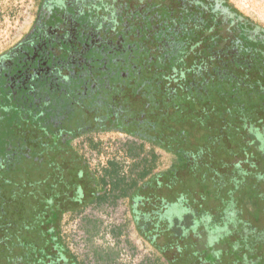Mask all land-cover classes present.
I'll use <instances>...</instances> for the list:
<instances>
[{
    "label": "trees",
    "instance_id": "16d2710c",
    "mask_svg": "<svg viewBox=\"0 0 264 264\" xmlns=\"http://www.w3.org/2000/svg\"><path fill=\"white\" fill-rule=\"evenodd\" d=\"M124 1L125 6L116 2L111 5L112 9L109 7L115 18L85 30L88 34L93 32L87 37L92 39L91 43L83 45L80 40L78 43L60 41L57 45L52 44L61 48L58 54L51 53V57L56 56L52 71L29 77L30 61H23L27 57L24 55L28 50L26 46L23 47L26 51L19 53L12 65L3 66L1 81L6 86L2 98L10 114L2 136L28 137L20 133L22 126L30 128L35 135L55 137L57 148L70 161L64 163L65 170L77 179L71 203L62 206L56 213L57 219L67 211L72 217L83 214L88 207L94 210L119 205L125 212L128 209L133 215L131 218L135 219L133 206L140 201L141 204L148 201L158 203V208L161 205L177 213L191 214L184 197L171 198L164 191L177 180V172L193 162L195 165L197 160L196 156H183L177 151L178 141L182 145L179 137H186L188 132L176 131L173 127L179 125L182 128L183 123L197 122L192 118L195 107L209 105L218 95L217 91L238 94L239 99L236 96L230 98L234 104L249 101L253 98L254 84L263 79L255 74L262 64L256 50L259 41L247 32L252 27L262 31L264 26L237 11L228 0ZM219 15L225 16L226 24L232 27L229 39L221 35L223 27L219 25L224 19L217 20ZM40 54L39 51L35 57L36 63ZM17 71L19 76L27 78L24 82L21 78L19 84L15 78L10 80ZM11 85L15 87L11 88ZM241 110L244 111L237 108L236 112ZM16 117L18 120L29 119L28 125L15 122ZM60 117H67L70 122L60 124L57 121ZM62 128H66L71 137L58 136ZM99 133H118L131 139L121 142L103 164L92 168L89 157L71 147V142L82 138L89 150L99 156L103 143L93 137ZM154 148L170 157L165 169H160L161 156ZM23 161H26L25 157L20 156L15 163L21 165ZM229 210L235 208L229 206ZM213 211L209 207L201 208L194 221L209 233L222 232L232 221L229 218L228 222L225 219L215 221ZM235 211L231 213L236 215ZM131 218L127 216L121 224L109 226L108 232L115 239V245L120 243L129 223H133ZM54 219V216L47 217L43 228L48 244L62 250L67 256L59 254V258L68 264H89L79 261L71 252L66 243L68 236L62 235ZM182 219L177 216L166 227L174 226ZM23 240L26 246L37 242L26 237ZM23 240L21 238L18 243L22 244ZM149 260L148 264H165L156 257L152 263ZM5 261L7 264L14 262L7 256ZM33 262V259H25L21 264L45 263L44 260Z\"/></svg>",
    "mask_w": 264,
    "mask_h": 264
},
{
    "label": "rangeland",
    "instance_id": "374dc122",
    "mask_svg": "<svg viewBox=\"0 0 264 264\" xmlns=\"http://www.w3.org/2000/svg\"><path fill=\"white\" fill-rule=\"evenodd\" d=\"M228 1L243 15L264 26V0ZM39 4L40 0H0V55L30 33ZM251 91L253 98L240 104L230 101L235 96L239 99L238 94L217 91L218 95L209 105L195 107L192 118L199 122L183 123V129L179 125L173 127L176 131L188 132L186 137H179L182 145L178 141L181 148L177 146V151L183 156H196L197 160L195 165L193 162L177 172V180L164 188L168 197H184L191 214L185 215L178 224L164 228L158 242L164 255L162 261L164 258L168 264H264V93L257 87ZM237 108L245 112H236ZM14 119L21 125L29 123V119ZM19 131L28 137H0V162H8L3 163L6 166L0 172L3 178L0 202L4 204L6 218L22 226L26 238L43 244L42 248L47 247L43 228L47 217L54 216L58 230L68 236L66 243L79 261L89 264L154 261L156 251L141 239L132 222L125 228L120 243L115 245L109 226L119 225L130 216L122 205L94 210L88 207L83 214L72 217L67 211L57 219L56 213L62 206L70 205V197L77 188V179L63 166L70 161L57 148L55 137H39L22 126ZM93 137L103 143L99 156L89 150L82 138L71 142V147L89 157L92 168L103 164L121 142L131 139L118 133H99ZM145 147L148 149V145ZM156 153L161 156L160 169H165L170 157L158 150ZM20 156L26 161L15 167V160ZM245 194L248 196H243ZM151 204L157 207L156 203ZM229 206L235 208L236 215ZM204 207L214 210L215 221L228 222L229 218L232 223L225 225L222 232L209 233L196 225L197 214ZM93 219L95 222H91ZM219 234L220 237H215ZM10 244L14 251L5 257L13 259L12 264H21L14 260L18 256L42 261V254L32 247L15 245L12 241Z\"/></svg>",
    "mask_w": 264,
    "mask_h": 264
},
{
    "label": "flooded vegetation",
    "instance_id": "af4514ba",
    "mask_svg": "<svg viewBox=\"0 0 264 264\" xmlns=\"http://www.w3.org/2000/svg\"><path fill=\"white\" fill-rule=\"evenodd\" d=\"M116 2L124 6L126 3L124 0L122 2H120L119 0H40L39 11L30 33L14 48H12L11 51L7 52L4 55H0V137H2V131L7 121V115L10 114V111L6 107L7 105H5L2 98V94L6 86L1 81V78L4 74L3 66L6 64L9 66L12 65L13 59L17 58L19 56V53L26 51L23 48L24 46H26L28 47V50L24 52V55L26 54L25 56L27 57L23 61H30L27 68L29 70L28 73H31V75L29 74V77H37V75H39L40 73H48L52 71V63L54 62L56 56L54 55V57H51V53L58 54L60 52L59 50H61V48L58 49L56 47H53L52 44L55 43L57 45L60 41L63 43L71 44L78 43V41L80 40L83 41H81L83 45L91 43L92 39L90 40L87 37L89 35H92L93 32L91 31L88 34L85 30H91L93 29V27L99 24H106L109 18H115V13H113L112 10L110 11L109 7H111V5H114ZM224 17L222 15H219L217 17V20L224 19L222 20L223 24L219 25L220 27H223L221 35H224L229 39V37L232 36L233 31L232 27L226 24V20ZM239 20L242 21V19ZM237 22L238 20L236 19V23ZM249 28L251 27H248V29ZM85 34L88 35L84 37ZM247 34L254 35L255 37H257V41H259V43L256 44V50L259 52V55L262 58V64L260 63L261 66H258L255 74L260 75L259 77H263V79H260L259 81L257 80L258 83L254 84V87H257L258 90L264 93V70H260L262 66L264 67V30L261 31L259 28L255 29L252 27V29H249ZM39 51L41 52V54L36 63L35 57H37V53ZM33 62L35 63L33 64ZM47 63H49L50 66H47ZM27 69L23 71L24 75H26ZM19 73L20 72L17 71L15 73V76L12 75L13 77L10 80L13 81V78H15L16 84H19L21 82V78L24 79V77L18 75ZM25 79L23 80V82L25 81ZM10 87L14 88L15 85H11ZM68 120L69 118L67 117H60L57 119V121H59V123L63 125H66ZM60 131L62 132L58 136L71 137V135H69L70 132L66 128H62ZM64 131L66 133H64ZM39 137H43V135L39 134ZM157 150L160 151L159 149L154 148V151ZM4 162L8 164L6 160ZM3 163L0 162V172L4 169V166H6L3 165ZM16 166L17 163H15V167ZM2 180L3 178L0 174V185L2 184L1 186H3ZM156 208H152L151 202L143 201V203L141 204L140 201L138 205L133 206L132 212L134 213L135 219L131 218L133 215L130 211L128 213H130L129 217L133 220L138 233L141 235V239L148 242L154 249V251H156L158 256L156 255L155 257L159 259V262L168 264L169 262L164 261V258L163 261L161 259V257H163L164 255L161 253L160 248L158 247V242H160L162 239V234L164 232L166 224H172L177 216L185 218L184 216L187 214L177 213L174 211V209L164 208L161 205L158 209ZM56 229L57 228L54 227V230ZM23 230L24 229L20 228L19 224H17L14 219L8 220L6 218V210L4 208V204L0 202V264H7V262L5 261V255L13 253L14 251V249L12 248L13 244H10V242H14L15 245L19 244L18 242H20L21 238L18 237L22 235L24 238L26 235ZM54 230L51 229L50 231L54 232ZM15 231L17 232V236L14 234ZM51 236H54V234L52 233ZM23 241L25 242V240ZM30 241H33V238ZM35 243L36 245L32 246H26V244L23 245V243L20 244L25 247H32L38 252L43 251V253L45 254L41 257L42 261L44 260L45 262L43 264H68L63 259L59 258V254L64 255V257L67 256L62 252V250L53 247L51 243L47 244V247L45 248H42V244H38V242ZM19 258L21 260H19ZM14 260L20 263L25 259L18 256V258H14ZM33 260V263H35V261L37 262L35 258Z\"/></svg>",
    "mask_w": 264,
    "mask_h": 264
}]
</instances>
